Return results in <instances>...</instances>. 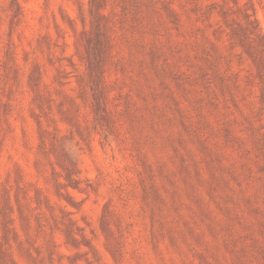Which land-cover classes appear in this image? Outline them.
I'll use <instances>...</instances> for the list:
<instances>
[{
	"label": "rangeland",
	"instance_id": "1",
	"mask_svg": "<svg viewBox=\"0 0 264 264\" xmlns=\"http://www.w3.org/2000/svg\"><path fill=\"white\" fill-rule=\"evenodd\" d=\"M0 264H264V0H0Z\"/></svg>",
	"mask_w": 264,
	"mask_h": 264
}]
</instances>
